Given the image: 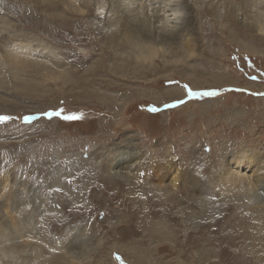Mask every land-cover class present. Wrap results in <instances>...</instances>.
<instances>
[{"label": "rangeland", "instance_id": "rangeland-1", "mask_svg": "<svg viewBox=\"0 0 264 264\" xmlns=\"http://www.w3.org/2000/svg\"><path fill=\"white\" fill-rule=\"evenodd\" d=\"M174 1L0 0V264H264V0Z\"/></svg>", "mask_w": 264, "mask_h": 264}, {"label": "bare ground", "instance_id": "bare-ground-1", "mask_svg": "<svg viewBox=\"0 0 264 264\" xmlns=\"http://www.w3.org/2000/svg\"><path fill=\"white\" fill-rule=\"evenodd\" d=\"M22 1H28V2L32 3L34 6L39 7V8H42V6L45 4V0H5V2L7 3L6 4L7 6L12 4V3L18 4ZM56 1L55 0H47V3L43 7V11L44 12L51 11L53 14L58 12L59 11L58 0H56ZM138 1H140V3H138ZM79 2H77V3H79ZM112 3H116V6L119 10L127 11V13L130 14L129 21H134V22L136 21L137 22L141 18V20L144 21V23L146 22V24H150L151 27L154 28V30L156 31L157 38H159V40L157 38L153 39L155 41V43H157V44H160L165 40V35H167V32L169 30L176 31V30L180 29V28H178L180 25L179 24L180 21L178 22V17H177L178 6H179L177 1H174V0H114V2H112ZM140 4H143V5H140ZM59 6H61V5H59ZM36 13H34V16H37ZM28 16L33 17V13L30 12L28 14ZM33 18H35V17H33ZM0 20L3 21L2 18H0ZM8 25H9L8 23H0V35L3 34L4 32L9 31ZM44 26H54V24H53L52 20L51 21H45ZM155 31H154V34H155ZM141 32H143V31H141ZM145 35H146V32H145ZM17 36L21 37L22 34L17 33ZM0 54H1L0 66H2L3 69H7V67L10 65L9 59L13 58V56H11L7 51H5V53L0 52ZM15 58L19 59L18 57H15ZM1 219H2V217L0 218V229L4 230V228H2L3 227L2 226L3 220L1 222ZM4 224L7 225L6 221ZM15 228L9 227V234L14 233L16 231ZM10 229L13 231H11ZM0 235H1V233H0ZM21 236H24V235L19 234L18 238H23Z\"/></svg>", "mask_w": 264, "mask_h": 264}, {"label": "snow or ice", "instance_id": "snow-or-ice-1", "mask_svg": "<svg viewBox=\"0 0 264 264\" xmlns=\"http://www.w3.org/2000/svg\"><path fill=\"white\" fill-rule=\"evenodd\" d=\"M189 94L190 95H208V96H212V95H215L214 92H205V93H193L191 92V90L189 89ZM152 111H156V109H152ZM44 115H47V116H52V115H56V116H59L60 113H45ZM11 117L10 116H7V115H2L0 116V123H4V122H7L8 120H10ZM33 119H35V117H32V116H24L23 117V121L25 123H29L30 121H32ZM64 119H75V117H64Z\"/></svg>", "mask_w": 264, "mask_h": 264}]
</instances>
